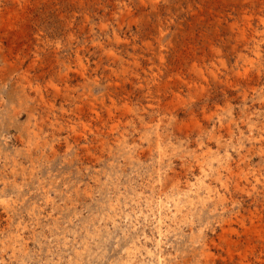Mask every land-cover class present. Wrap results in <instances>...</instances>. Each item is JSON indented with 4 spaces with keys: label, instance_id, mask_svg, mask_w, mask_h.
<instances>
[{
    "label": "rangeland",
    "instance_id": "1",
    "mask_svg": "<svg viewBox=\"0 0 264 264\" xmlns=\"http://www.w3.org/2000/svg\"><path fill=\"white\" fill-rule=\"evenodd\" d=\"M0 264H264V0H0Z\"/></svg>",
    "mask_w": 264,
    "mask_h": 264
},
{
    "label": "bare ground",
    "instance_id": "2",
    "mask_svg": "<svg viewBox=\"0 0 264 264\" xmlns=\"http://www.w3.org/2000/svg\"><path fill=\"white\" fill-rule=\"evenodd\" d=\"M247 29V28H246ZM242 30V29H241ZM207 114V113H206ZM158 134V133H157ZM164 135V134H163ZM164 151V150H163ZM163 153V152H162ZM169 153V152H168ZM136 157V156H135ZM161 159V158H160ZM159 159V160H160ZM114 207V206H113ZM164 217V216H163ZM157 220V219H156ZM164 221V220H163ZM161 223H162V221L160 220V225H161ZM159 224V223H158ZM159 226V225H158ZM160 227V226H159ZM231 228V227H230ZM149 237V236H148ZM161 240H162V238H161ZM159 242V241H158ZM158 245V244H157ZM143 247V246H142ZM140 250V249H139ZM130 252V251H129ZM152 254H153V252H152ZM132 255V254H131ZM159 259H160V257H159ZM159 259H158V261H159ZM243 260H244V258H243ZM129 261V260H128ZM161 263V262H160Z\"/></svg>",
    "mask_w": 264,
    "mask_h": 264
}]
</instances>
